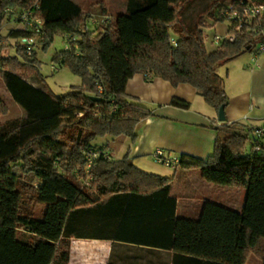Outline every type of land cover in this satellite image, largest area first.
<instances>
[{"label": "trees", "instance_id": "16d2710c", "mask_svg": "<svg viewBox=\"0 0 264 264\" xmlns=\"http://www.w3.org/2000/svg\"><path fill=\"white\" fill-rule=\"evenodd\" d=\"M36 3L45 23L43 51L59 33L79 37L53 57L82 80L62 95L46 83L37 52L29 57L18 44L17 55L1 56L10 37L24 34L2 35L6 8ZM186 6V0H128L126 13L91 29L92 14H109L103 0L83 8L72 0H0V78L27 113L0 124V264H67L72 237H106L113 231L172 250L173 264H248L251 258L264 264V145L247 152L252 129L239 123L226 119L214 126L212 153L205 160L182 156L180 164L199 169L214 185L245 188L242 212L206 201L198 220L177 218L172 178L138 168L129 152L120 160L101 156L92 184L78 181L87 164L85 151L99 148L95 140L125 136L135 142L138 123L152 115L124 92L135 74L162 77L175 87L188 83L217 111L228 106L217 69L253 52L258 39L238 34L209 50L205 18L213 25L224 21L214 14L224 3L214 1L193 27L183 20ZM24 76H35L46 89ZM172 103L189 106L176 98ZM8 113L0 97V116ZM149 231V238L136 236Z\"/></svg>", "mask_w": 264, "mask_h": 264}, {"label": "crops", "instance_id": "0c3cea01", "mask_svg": "<svg viewBox=\"0 0 264 264\" xmlns=\"http://www.w3.org/2000/svg\"><path fill=\"white\" fill-rule=\"evenodd\" d=\"M207 23L210 25L208 29L205 28L207 32H227L228 25L224 22L215 26L210 19ZM5 27L9 29L8 33L18 30V24L14 22L7 23ZM9 39L16 44L4 48L1 56L18 54L16 45L19 39ZM205 44L209 50L215 49L207 39ZM37 58H40L38 52ZM55 63L51 65L52 70L59 71L64 67L61 62H57L59 67ZM217 71L224 78L225 92L229 98L225 109L227 121L252 129V148L255 144L264 145V140L255 142L254 139L256 130L264 126V54L244 52ZM124 92L134 99L133 104L150 111L152 115L138 123L135 142L130 137L116 142L117 137L106 136L95 140L94 144L108 152L111 159L120 160L129 152L138 168L172 178L170 196L176 199L174 214L177 218L198 220L206 201L242 212L245 188L214 185L203 179L199 169H185L181 164L168 167L153 157L157 148L164 149L169 156L179 157L180 162L182 156L205 160L212 153L217 134L214 126L222 122L218 120V111L205 101L198 90L188 83L175 87L162 77L137 73L128 79ZM175 98L189 103V106L173 104ZM116 153L120 157H116ZM169 208L171 211V204ZM150 234L149 231L136 236L149 238ZM115 235L116 231L111 236L99 238L72 237L67 264H173L172 250L155 248L145 241L126 240Z\"/></svg>", "mask_w": 264, "mask_h": 264}, {"label": "built area", "instance_id": "2783aa9c", "mask_svg": "<svg viewBox=\"0 0 264 264\" xmlns=\"http://www.w3.org/2000/svg\"><path fill=\"white\" fill-rule=\"evenodd\" d=\"M39 5L36 3L30 8L20 7H8L5 10V17L16 24H18V30L23 31V36L18 37L19 45L23 48V52L27 56H32L37 48L42 45L44 40V20L36 13ZM214 14L217 18H223L224 21H217L215 26L219 23H226L228 25L227 32L224 34L215 33L211 37V43L214 47H219L224 41H235L238 34L251 33L257 38V43L254 51L257 54H264V3L254 0H231L229 3L224 4V7H216ZM112 20V17L108 15L101 16L99 14H92L87 25L91 29L98 28L101 24L107 23ZM206 29L203 28V34ZM65 49L70 50L71 42L77 41V36L65 35ZM207 39L205 34V40ZM175 43V39H173ZM77 48V45H76ZM100 87V91H102ZM102 116V114H99ZM264 136V126L258 128L255 132L254 139L257 142L258 139ZM254 149H259L258 145L254 146ZM103 156L104 158L111 159L108 152L102 148H91L85 151V157L87 164L82 171L78 173V181L83 186H90L93 182L92 169L96 166V161ZM153 157L157 162L164 164L168 167H176L180 164V158L177 156H169L162 148H157Z\"/></svg>", "mask_w": 264, "mask_h": 264}, {"label": "rangeland", "instance_id": "374dc122", "mask_svg": "<svg viewBox=\"0 0 264 264\" xmlns=\"http://www.w3.org/2000/svg\"><path fill=\"white\" fill-rule=\"evenodd\" d=\"M75 3L80 5V7H84V5L87 2H98L101 0H73ZM108 8L109 15L112 17V19H115L116 16L119 14H123L127 12L128 7V0H103ZM216 0H186L187 6L183 13V20L186 25L193 27L199 20L200 16L203 14H206L207 11L210 8V5ZM220 3H229L231 0H217ZM98 14V13H97ZM209 16H206L205 20L206 22H210ZM12 21H9L5 17L4 25L2 28V35L7 36L9 33V29L5 27L7 23ZM208 29V28H207ZM203 30V29H202ZM206 37L209 43H211V37H213L214 33H210L206 31ZM205 34H204V41H205ZM53 43L50 46V48L47 51L42 50V45H40L36 52H38L41 62L40 71L44 75L45 79L47 80L46 83L49 87H51L57 94L62 95L66 92H68L73 85H81L82 80L81 77L74 74L72 71L69 70L68 67H62L59 71L57 69L52 70L51 65L55 60L53 59L56 52L64 50L65 48V42L66 37H63V34L59 33L55 36L53 39ZM3 42V41H2ZM7 47L15 45V41L12 39H8L6 41ZM215 46L214 44H212ZM210 46V45H209ZM55 64L58 65L56 62ZM59 67V65H58ZM56 71V72H55ZM26 80L33 83L34 85L38 87H42L46 89L45 84L42 82H39L35 76H24ZM0 97L7 103L9 107V113L4 116H0V124H4L10 120L14 119H20V118H26L27 113L23 108L20 107V105L15 103L11 93L9 92L8 88L6 87L4 81L0 78ZM69 134H72L71 132ZM125 136H120L116 138V142L123 140ZM251 140V139H250ZM248 140L246 142V151L249 152L252 150L251 142ZM260 142L264 140V137L260 138ZM116 146V145H115ZM120 154H115L116 157H120ZM167 168V167H166ZM220 186V185H218ZM41 209V206L37 208V210ZM248 264H261L260 261H258L255 258H251L248 262Z\"/></svg>", "mask_w": 264, "mask_h": 264}, {"label": "water", "instance_id": "95a60500", "mask_svg": "<svg viewBox=\"0 0 264 264\" xmlns=\"http://www.w3.org/2000/svg\"><path fill=\"white\" fill-rule=\"evenodd\" d=\"M94 100H99L100 98L99 97H94L93 98ZM227 118H226V115H225V108L224 106H221L219 111H218V120L223 122L225 121Z\"/></svg>", "mask_w": 264, "mask_h": 264}]
</instances>
